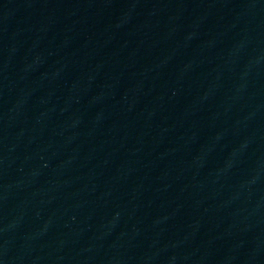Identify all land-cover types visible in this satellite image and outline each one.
I'll list each match as a JSON object with an SVG mask.
<instances>
[{
  "label": "water",
  "instance_id": "1",
  "mask_svg": "<svg viewBox=\"0 0 264 264\" xmlns=\"http://www.w3.org/2000/svg\"><path fill=\"white\" fill-rule=\"evenodd\" d=\"M207 264H264V0H137Z\"/></svg>",
  "mask_w": 264,
  "mask_h": 264
}]
</instances>
